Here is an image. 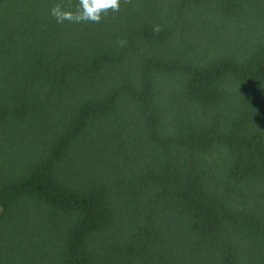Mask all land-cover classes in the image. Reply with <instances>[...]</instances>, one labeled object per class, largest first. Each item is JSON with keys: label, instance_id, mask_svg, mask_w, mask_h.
Listing matches in <instances>:
<instances>
[{"label": "trees", "instance_id": "16d2710c", "mask_svg": "<svg viewBox=\"0 0 264 264\" xmlns=\"http://www.w3.org/2000/svg\"><path fill=\"white\" fill-rule=\"evenodd\" d=\"M57 3L0 0V264H264V0Z\"/></svg>", "mask_w": 264, "mask_h": 264}, {"label": "clouds", "instance_id": "9594fccd", "mask_svg": "<svg viewBox=\"0 0 264 264\" xmlns=\"http://www.w3.org/2000/svg\"><path fill=\"white\" fill-rule=\"evenodd\" d=\"M129 2V0H125ZM121 0H77L75 9L71 6V0L67 6L63 3H57L50 9V15L55 18L58 24L65 21L70 23H99L102 16H106L109 11L118 12ZM158 31L159 28L157 27ZM121 46L126 43L124 40H118Z\"/></svg>", "mask_w": 264, "mask_h": 264}]
</instances>
